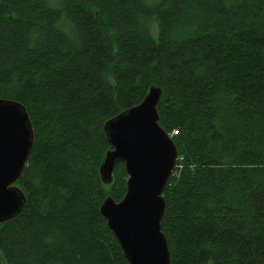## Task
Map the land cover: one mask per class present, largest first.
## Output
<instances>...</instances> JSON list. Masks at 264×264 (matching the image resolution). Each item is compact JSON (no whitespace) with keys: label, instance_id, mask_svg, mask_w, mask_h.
Returning a JSON list of instances; mask_svg holds the SVG:
<instances>
[{"label":"trees","instance_id":"trees-1","mask_svg":"<svg viewBox=\"0 0 264 264\" xmlns=\"http://www.w3.org/2000/svg\"><path fill=\"white\" fill-rule=\"evenodd\" d=\"M153 85L179 150L172 264H264V0H0V99L35 133L0 264H128L101 215L128 181L101 180L104 127Z\"/></svg>","mask_w":264,"mask_h":264},{"label":"water","instance_id":"water-1","mask_svg":"<svg viewBox=\"0 0 264 264\" xmlns=\"http://www.w3.org/2000/svg\"><path fill=\"white\" fill-rule=\"evenodd\" d=\"M160 87L153 85L138 105L105 124L111 147L100 167L104 184L114 181L124 164L127 192L117 202L108 197L101 215L116 238L128 264H172L162 223L167 210L164 190L174 175L179 150L160 124ZM35 142L32 121L24 105L0 99V224L18 217L27 198L16 186Z\"/></svg>","mask_w":264,"mask_h":264},{"label":"rangeland","instance_id":"rangeland-1","mask_svg":"<svg viewBox=\"0 0 264 264\" xmlns=\"http://www.w3.org/2000/svg\"><path fill=\"white\" fill-rule=\"evenodd\" d=\"M153 34H154L155 38H157V36H158V26L156 24H155L154 29H153Z\"/></svg>","mask_w":264,"mask_h":264},{"label":"bare ground","instance_id":"bare-ground-1","mask_svg":"<svg viewBox=\"0 0 264 264\" xmlns=\"http://www.w3.org/2000/svg\"><path fill=\"white\" fill-rule=\"evenodd\" d=\"M175 134H177L178 132L176 131V132H174ZM176 172V171H175ZM167 211V210H166ZM166 215V214H165Z\"/></svg>","mask_w":264,"mask_h":264}]
</instances>
